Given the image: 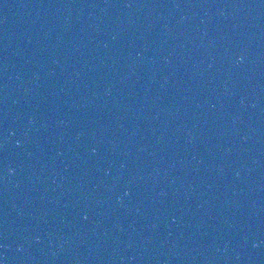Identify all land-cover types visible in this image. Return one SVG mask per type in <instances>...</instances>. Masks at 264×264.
Segmentation results:
<instances>
[{
  "label": "water",
  "instance_id": "obj_1",
  "mask_svg": "<svg viewBox=\"0 0 264 264\" xmlns=\"http://www.w3.org/2000/svg\"><path fill=\"white\" fill-rule=\"evenodd\" d=\"M0 113L264 264V0H0Z\"/></svg>",
  "mask_w": 264,
  "mask_h": 264
},
{
  "label": "clouds",
  "instance_id": "obj_2",
  "mask_svg": "<svg viewBox=\"0 0 264 264\" xmlns=\"http://www.w3.org/2000/svg\"><path fill=\"white\" fill-rule=\"evenodd\" d=\"M241 59H242V57H241Z\"/></svg>",
  "mask_w": 264,
  "mask_h": 264
}]
</instances>
